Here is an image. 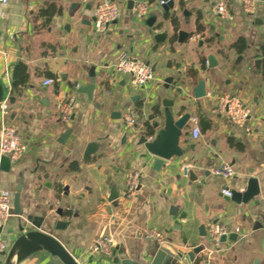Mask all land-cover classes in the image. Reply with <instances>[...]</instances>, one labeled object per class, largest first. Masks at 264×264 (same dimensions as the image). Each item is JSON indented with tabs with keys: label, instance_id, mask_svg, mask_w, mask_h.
Listing matches in <instances>:
<instances>
[{
	"label": "crops",
	"instance_id": "0c3cea01",
	"mask_svg": "<svg viewBox=\"0 0 264 264\" xmlns=\"http://www.w3.org/2000/svg\"><path fill=\"white\" fill-rule=\"evenodd\" d=\"M100 1L105 0H8L0 16V83L9 103L0 126L13 125L28 144L9 171L0 170V190L11 193L13 214L1 229L8 249L0 253V264H5L17 237L37 229L59 241L78 264H145L160 246L144 237L149 228L164 235L163 246L169 249L189 252L202 246L189 264H264V2L260 0L249 16L241 0H223L232 17L225 21L212 10L219 0H173L167 12L177 17L175 29L159 0H143L150 6L142 20L133 13L139 0H112L119 6V17L96 32L94 7ZM48 4L60 12L46 23L38 13ZM150 18L155 19L153 27L146 24ZM178 31L189 33V38L178 43ZM161 32L167 39L155 43L154 34ZM240 37L246 40L242 54L232 47ZM121 52L145 61L153 80L132 88L126 76L115 74ZM209 54L217 62L212 69L206 62L201 66ZM256 58H262L259 69L253 67ZM18 62L27 66L28 81L9 100L12 69ZM91 70L95 85L89 100L74 83L87 85ZM168 76L172 82L166 89ZM47 78L53 79L51 85H43ZM200 79L206 82V94L193 99L191 89ZM178 88L182 98L190 97L183 112L197 117L200 135L192 137L189 118L179 138L185 155L163 161L156 170L155 157L142 158L145 150L136 144L138 133L153 106L163 110V99L180 100ZM224 93L237 95L250 108L249 131L216 111L215 98ZM67 98L74 104L64 124L59 105ZM127 111L137 119L132 128L124 124ZM66 130L69 135L59 143ZM88 143L96 150L85 156ZM222 162L235 168L228 181L206 171L210 164ZM71 164L78 170H71ZM185 164L191 165L195 179L181 176ZM132 170L139 171L140 185L125 199L120 193ZM250 178L257 179V196L239 205L226 199L222 189L241 192ZM18 186L19 216L13 213ZM112 190L118 193L115 205L108 201ZM211 222L224 224L226 235L234 238L212 245L207 237ZM101 236L111 238L109 255L92 250ZM11 264L62 263L42 250L19 262L14 255Z\"/></svg>",
	"mask_w": 264,
	"mask_h": 264
},
{
	"label": "built area",
	"instance_id": "2783aa9c",
	"mask_svg": "<svg viewBox=\"0 0 264 264\" xmlns=\"http://www.w3.org/2000/svg\"><path fill=\"white\" fill-rule=\"evenodd\" d=\"M170 0H159L158 6L162 7ZM260 0H241L242 11L249 16L256 13L257 5ZM8 0H0V16L3 14V9L6 7ZM149 3L139 0L133 6L134 17L142 20L149 12ZM213 13L223 20H230L231 14L228 5L225 1L219 0L213 5ZM119 6L115 1L105 0L97 2L94 7V31L103 32L109 24L116 21L119 17ZM264 56V54H263ZM113 72L117 75H124L128 78L129 86L132 88L144 87L148 82L153 80L154 74L151 67L143 60L133 57L125 52L118 54L116 62L113 66ZM53 79L47 78L43 81V85H51ZM74 101L72 98H67L59 105V120L61 123H68L72 113ZM9 103L7 98L0 102V115L5 118L8 113ZM215 108L218 113H224L230 124L243 128L244 131H249L247 122L250 118L251 110L237 95L224 93L219 94L215 98ZM136 117L132 111H127L124 115V124L127 128H132L136 123ZM192 124L191 134L193 138L200 135L197 117H191ZM151 140V137H148ZM27 145L21 134L13 125L2 123L0 126V156L10 154L9 161L15 163L20 159L27 150ZM191 165L185 164L180 169L182 177H188L191 170ZM235 168L230 163H212L206 171L218 178L226 181L232 179L235 175ZM140 179L139 171L132 170L127 173L125 178V186L120 193V196L125 199L133 197L137 191ZM222 193L227 197L230 196V189H222ZM12 196L7 190H0V253L7 251L8 247L2 240L1 229L3 225L12 218ZM264 228V221L262 222ZM227 227L219 222H211L207 228V237L214 246L219 245L221 236L227 234ZM144 237L147 240L155 241L158 245L165 243L164 235L156 229L149 228L144 232ZM92 250L94 252L109 255L111 253V238L108 236L97 237L94 240Z\"/></svg>",
	"mask_w": 264,
	"mask_h": 264
},
{
	"label": "water",
	"instance_id": "95a60500",
	"mask_svg": "<svg viewBox=\"0 0 264 264\" xmlns=\"http://www.w3.org/2000/svg\"><path fill=\"white\" fill-rule=\"evenodd\" d=\"M264 2V0H261ZM173 0H170L163 6V10L165 12L171 10L174 6ZM177 17L175 16L174 19ZM155 19L150 18L146 21V24L149 27L155 26ZM167 37V33L161 32L156 33L153 36V40L155 43L163 42ZM189 38V33L184 31H178L177 33V42L181 43L184 39ZM201 43V42H200ZM262 62V58H256L253 61V67L259 69L260 63ZM206 64L208 69H212L217 65L215 58L213 55L209 54L206 56ZM94 71L91 70L88 73L89 82L87 85L79 87L78 83L75 82L74 86L77 89L78 93H83L90 100L92 98V93L94 92ZM172 82V77L165 79V88H169V84ZM4 87L0 83V102L4 97ZM176 92L180 95V100H177V97H171V99H163L161 101L163 110L156 108L153 106L154 112L150 114L147 118V121L144 125V130L139 131L138 139L136 144L138 146L144 147L145 153L142 154V158L147 157V155H151L156 158L154 162V168L157 170L162 167L163 161H170L173 158H182L185 155V150L180 148L179 146V138L182 134L183 129L186 127L188 120L190 118L189 113L183 112L185 108V102L189 101L190 97H183L181 90L178 88ZM191 97L193 99L203 98L206 94V82L204 79H200L197 81L195 86L191 89ZM69 130H66L62 135L59 143H64L65 138L69 135ZM149 133H153V136H149ZM148 137H151V140H148ZM125 139V138H124ZM96 145L94 143H88L84 150V155H91L95 152ZM10 154L1 155L0 156V170L9 171L11 162L9 161ZM190 177L192 173L189 172ZM247 188L243 191H230V196L226 199L228 201H232L235 204H246L250 200H252L259 193V186L257 179L250 178L247 181ZM19 190L18 186L15 189V193L13 195V213L14 215L19 216L21 211L19 208ZM118 199V193L115 190H112L108 201L115 205ZM59 213V212H58ZM75 215V214H74ZM62 226L67 225L66 223H61ZM59 226V224H58ZM38 227V226H36ZM22 230V227H20ZM201 235L204 236L205 233L201 230ZM235 235H223L221 236L220 241H226L227 238L233 239ZM202 246L194 247L189 252H182L176 249H169L163 245H160L157 249L154 256L150 259L148 263L145 264H189L194 255L199 253L202 250ZM46 251L47 253L54 255V257L58 258L62 264H78L75 259L70 255L66 249L61 245L59 241H57L53 236H50L47 233L37 230L26 231L22 233L17 239L14 241L13 245L9 250V254H7L5 264H11V259L15 255L16 262L23 260L24 258L32 255L38 251ZM127 264H139V263H127ZM251 264H258L257 261H253Z\"/></svg>",
	"mask_w": 264,
	"mask_h": 264
},
{
	"label": "trees",
	"instance_id": "16d2710c",
	"mask_svg": "<svg viewBox=\"0 0 264 264\" xmlns=\"http://www.w3.org/2000/svg\"><path fill=\"white\" fill-rule=\"evenodd\" d=\"M60 12V9L56 8L54 5L52 4H48V5H45V7L41 8L39 10V13H38V16L40 17H43L45 22H49L52 17L56 14H58ZM165 16L166 17H170V19L172 20L173 22V25H174V28L176 29L177 28V22L176 20L174 19V15H171L167 12L165 13ZM197 31H200L201 30V26L199 23H197ZM232 47L236 50L237 53L239 54H242L245 49H246V40L243 38V37H240L237 39V41H235L233 44H232ZM264 54V49H263V52H262V56ZM205 58L202 59V62H201V66L204 68L205 67ZM261 72H262V76L264 78V56H263V63H262V67H261ZM49 77H52V74L51 73H47ZM27 81H28V71H27V66L22 63V62H18L16 63L14 66H13V69H12V82H11V89H10V92H9V100L12 99V95L13 94H18L22 88L27 84ZM208 126L207 125H203V129H205L206 127ZM75 164V163H73ZM71 170L73 171H77L78 170V166L77 164L76 165H72L71 164ZM196 263V262H195Z\"/></svg>",
	"mask_w": 264,
	"mask_h": 264
}]
</instances>
